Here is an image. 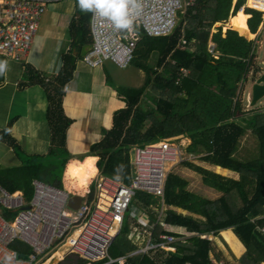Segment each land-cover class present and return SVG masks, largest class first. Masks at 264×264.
Instances as JSON below:
<instances>
[{
  "label": "trees",
  "instance_id": "obj_1",
  "mask_svg": "<svg viewBox=\"0 0 264 264\" xmlns=\"http://www.w3.org/2000/svg\"><path fill=\"white\" fill-rule=\"evenodd\" d=\"M245 4L246 7L241 8ZM77 10L80 17L71 23L73 46L63 54L64 65L59 74L47 77L28 64L20 82L21 88L40 84L47 92L51 128L48 153L28 154L23 150L10 133L16 117L0 129V140L13 148L22 160V164L15 167L1 169L0 165V184L10 192L23 191L28 200L33 195L34 179L64 187L67 166L76 159L67 146V132L73 120L64 112L63 96L76 69L77 57L73 50L78 51L92 42L89 28L92 13H83L78 7ZM241 10L248 33L241 34L238 26L228 28L225 33L223 25L215 27L217 23L227 22L231 15L237 16ZM263 15L264 5L254 0H194L179 12L172 33L149 36L140 30L141 38L132 63L148 71L149 76L139 88L115 87L126 99V106L114 112L113 126L91 144L80 159L96 158V173L92 178L100 171L104 176L130 183L132 146L185 136L191 139L188 153L209 165L236 172L239 177L224 176L193 161H184L183 165L218 195L207 196L204 191L191 190L188 179L171 172L165 185L164 219L166 224L176 226H187V220L197 221L199 226L188 231L199 235H193L186 243L177 242L174 252L151 251L129 256L124 263L116 264H213L212 241L201 235H218L222 230L236 254H242L244 244L246 251L239 258L241 264H260L264 259V232L261 230L264 227V107L245 112L240 97L249 73L260 70L255 41L250 39L256 37L264 22ZM210 43L215 45L213 51L209 50ZM10 59L13 58L0 54V60L8 62ZM4 79L5 74L0 76V85ZM151 85H154L151 96H157L153 103L144 98ZM247 135L255 139L251 148L242 145ZM88 186L90 199L93 181ZM160 206V197L141 190L132 203V207L148 210L154 223ZM179 208L187 213L178 211ZM129 214L109 249L112 257L127 256L138 247L129 238ZM5 216L10 218L12 214ZM164 227L155 226L156 238L159 234L172 233L177 237L182 234ZM229 228L242 243L233 232L225 230ZM14 246L22 256L29 253V248L21 242ZM73 256L67 261L85 264L84 259Z\"/></svg>",
  "mask_w": 264,
  "mask_h": 264
},
{
  "label": "built area",
  "instance_id": "obj_2",
  "mask_svg": "<svg viewBox=\"0 0 264 264\" xmlns=\"http://www.w3.org/2000/svg\"><path fill=\"white\" fill-rule=\"evenodd\" d=\"M58 0H0V54L21 60L29 53L43 15L50 3ZM194 0H139L140 14L134 17L133 30L118 32L107 19L91 15V48L83 61L99 66L111 61L120 68L129 66L135 57L140 30L149 36L168 35L178 22V14ZM264 5V0H254ZM244 8V7H242ZM256 38V37H255ZM258 42L257 38L255 39ZM260 43V41H259ZM215 45L209 44L213 51ZM256 62L259 75L264 74V61ZM130 157L132 178L124 183L98 171L89 201L79 209L69 206L70 194L59 187L34 179L33 195L26 199L22 191L10 192L0 184V264H50L60 248L67 251L56 264H75L66 260L77 255L85 264L124 263L129 256L154 250L176 251L178 237L173 234L154 235L155 226L165 225V185L179 151L170 140L134 145ZM160 197V213L153 225L140 231L144 245L127 256L112 257L109 249L121 232L127 213L134 214L133 199L138 191ZM26 205L29 208H24ZM6 213L12 217L7 218ZM148 217V216H147ZM264 232V227L261 228ZM139 231V229H138ZM146 233V236L143 232ZM29 248L22 256L14 244ZM57 248L54 250L52 248ZM60 262V263H59ZM264 264V259L260 262Z\"/></svg>",
  "mask_w": 264,
  "mask_h": 264
},
{
  "label": "crops",
  "instance_id": "obj_3",
  "mask_svg": "<svg viewBox=\"0 0 264 264\" xmlns=\"http://www.w3.org/2000/svg\"><path fill=\"white\" fill-rule=\"evenodd\" d=\"M59 1L61 0L54 1L52 2L53 4L50 3L52 6H54L51 10H49L50 7L48 5L47 10L42 17L44 18V21L42 19L39 26V30H42L43 33L46 34V38L49 40L48 45L52 43L51 40L57 42L54 40V36H56V38H60L59 40L61 43L63 42V44H61V46L59 45L58 49L56 50L59 56L49 64H46V60H39L36 57L35 52L31 54L29 51L26 56L27 58L30 57L29 61H26L25 64L20 65L22 72H20L21 70L19 69V64H21L22 61L20 62L18 60L10 59L8 61V71L5 73V79L0 85V118L2 121L0 124V129H2V127L6 126L13 118L16 117V121L11 126L10 133L16 138L22 148H24L23 146L25 144L24 150L26 153L28 152V154L48 153L50 148L51 128L47 117L49 101L45 88L40 84L26 86L23 88L20 87V82H22V79L24 78L25 67L26 65L30 64L37 71L43 73L47 77L57 76L64 65L63 54L67 53L73 46L74 37L72 34L73 32L71 29V23L74 19H78L80 17L76 2L74 4L67 3L65 5L66 7L64 6V8H61L59 4L55 3ZM231 17L234 16L231 15L230 18ZM263 23L264 22L261 23L258 31L256 32V38L258 42H255V47H259L260 44L259 41H261V39H259V34L263 32ZM57 33L58 35H55ZM240 33L242 34L243 32L240 30ZM245 33H248V29ZM84 46L78 49V51L76 48L73 50V54L77 57L76 69L74 71L73 78L65 86L63 96L64 112L73 120V123L70 125L67 132V146L71 153L76 152V149L79 147L78 144L80 143H83V145H81V152L86 153V151L90 149L91 144L99 141L104 135V132L113 126L114 112L126 106V99L123 96H120L115 89V87L120 86H113L114 83L112 82V79L114 76L112 74L116 73V70L111 68L115 66L119 69H131L132 65H134L131 63L125 68H120L113 62L106 61L102 65L91 67L83 61V56L81 53ZM64 47H66L65 51L63 50ZM256 55H258V50L256 51ZM134 66L136 68L134 69L136 73L133 76V81H136L137 79L138 82L133 84V86L139 88L145 84L146 80L148 79L149 72L144 68L138 67L136 65ZM46 70L48 72H46ZM22 75L23 78L21 79ZM151 92L154 93L153 88L148 87L144 93V98H146L150 103H153L154 98L157 100V96H151ZM149 93L151 97H146V95ZM7 147L10 146L0 140V165H2V162L6 163L8 167L21 165V158L15 154L13 148ZM88 157L90 156H87L85 159ZM93 159V164H95L94 156ZM73 162L82 161L74 160ZM216 167L220 168V166ZM94 169L96 171L95 165ZM228 171L231 173V175L224 176L234 178L239 177L238 173L229 169ZM134 209H136L137 215L133 217V220L140 223L142 220L148 219L150 223L151 218L148 210L138 207H134ZM177 210L181 211L180 209ZM147 216H149V218ZM130 218L131 217H129V221L132 222ZM164 226V228H167V230L176 232L180 231L179 233H181V230H183L182 226L166 223ZM145 227L146 226L143 223L142 225L135 223L134 226H132L131 223L129 238L132 241H135V238H137L136 235L138 233V229L143 230ZM146 229H148V227H146ZM229 230H232V228H229ZM138 235L141 236V239L142 235L140 233ZM235 236L238 238L236 234ZM242 247V254H244L246 251L244 244H242Z\"/></svg>",
  "mask_w": 264,
  "mask_h": 264
},
{
  "label": "rangeland",
  "instance_id": "obj_4",
  "mask_svg": "<svg viewBox=\"0 0 264 264\" xmlns=\"http://www.w3.org/2000/svg\"><path fill=\"white\" fill-rule=\"evenodd\" d=\"M75 2H76V0H61V1L55 2V3L59 4V6L61 8L62 7L64 8V6L67 3H70V4L73 3L74 4ZM235 2H236V0H235ZM51 4H53V3H51ZM51 4H49V7H50L49 10H51L52 7H54ZM244 7H246V4H245ZM42 19L44 21V18H42ZM220 25H223V32L225 33L226 29L230 28V26H231L230 25V17H229L227 22L217 23L215 25V27H218ZM46 32H48V31H46ZM241 32H243V30H241ZM55 35H58V33L55 34ZM54 37H55L54 40L57 41L58 43L51 40L52 43L48 45L49 40H48V38H46V34L43 33L42 30H39L38 34L34 37L30 53L32 54L33 52H35L36 53V57L39 60H46V64L47 63L49 64L50 62H52L54 59H56L59 56V54H57L56 50L58 49L59 45L61 46V44H63V42L62 43L60 42V40H59L60 38H56V36H54ZM248 39H250V38H248ZM259 39H261V41H260L259 47H257V50H258V62H263L264 61V29H263V32L261 34H259ZM63 50L65 51L66 47H64ZM29 59H30V57L29 58H27V57L23 58L21 60L22 62L20 61L21 64H19V69H20V65L25 64L26 61H29ZM111 69H115L116 70V73L112 74L117 79L116 80L112 76L113 77L112 82L116 86H120V87L132 86V87H135V86H133V84L137 83L138 80L136 79V81H133V76L136 73V71L134 70V69H136L134 65H132L131 69L130 68L119 69V68H116L115 66H113V68H111ZM20 72H22V70ZM46 72H48V71L46 70ZM257 74L258 73L254 74L253 70L249 73L246 85L244 86L243 91H242V93L240 95V97L242 99V104H243L245 112H252V111L258 110V109L262 110L263 107H264V97H262L256 104L252 105V89H253V86L255 85V81L257 80V78H256ZM258 77H259V75H258ZM22 78H23V75H22L21 79ZM152 86L154 87V85H151L150 87H152ZM158 95H159V93H158ZM1 122L2 121H1V118H0V124H1ZM4 127H2V128H4ZM170 141H171V143L173 145H175V147H177V149L179 151V154L177 156V160L171 161L170 164H169V165H173L172 168H171L170 173L171 172H175V173H178L181 176L185 177L186 179H188L189 183H190L189 188L191 190L199 191V192L204 191L207 194V196L218 195L211 188H209L207 185L202 183L201 180L198 178V176H196L195 172L193 170H191L190 168L185 167L183 165V163H184V161H193L196 164H200V165H203V166L208 167L210 169H213L217 173H221L223 175H231V173L228 171V169L222 168V167L218 168L216 166L209 165V164H207V163H205L203 161H200V159H198L197 155L188 153L187 147L191 143V139L186 137V136L185 137H181V138H174V139H171ZM254 144H255V139L251 135L245 136L243 141H242L243 148H246V147L251 148ZM81 145H83V143L78 144V146H79L78 149H76V152L72 153L75 156L74 158H78V159H75V160H78V161H81L80 159H82L83 154H84V153L81 152V148H82ZM23 147L25 148V144H24ZM7 148H10V147H7ZM24 148H23V150H24ZM88 151L89 150H87L86 153ZM15 154L18 155L16 152H15ZM129 154H130V157L133 158L134 153H133L132 150L129 151ZM1 164H2L1 165V169L8 168V165L6 163L2 162ZM98 165H99V163H98ZM94 173H96V171ZM94 175L95 174H93L91 177H89L87 182L83 184V187L89 188L88 185L90 183H92V181H93V183L95 182L96 178H94V179L92 178V177H94ZM71 185H75L76 187H81L82 186V185H79L77 179L71 178V175H70V172H69V165H68L67 166V177H66V180H65L64 187H65L66 190H71ZM133 209H134V207H133ZM181 211L183 213H187L186 210H181ZM133 212L135 213V215L134 214L130 215V217H131L130 220L132 221L131 222L132 226H134L135 223H137L139 225H142V223H143L147 227L148 223H149L148 219L147 220H142L143 222L141 221L140 223L136 222L135 220H133V217L137 215L136 209H134ZM194 216L196 218L200 217L198 215H194ZM148 218H149V216H148ZM150 223H151L150 225H153V222L150 221ZM198 226H199V223L197 221L187 220V226H182V228H183V230H181L182 234L178 237L177 241L178 242L182 241L183 243L184 242L186 243V242H189L188 239L190 237H192L193 235H199V234H197L195 232H189L188 231V228H191V227L196 228ZM227 230H229V229H227ZM140 231L141 230L138 231V233L136 235L137 238H135V241L137 243L134 241L136 244H138L137 248L143 246L144 242H145V239H146V238H143V236L140 239L141 236L138 235L140 233ZM229 231L232 232V230H229ZM178 232H180V231H178ZM223 232H224L223 230L220 231V233L218 235H213L212 233L211 234H207V235H201L202 237H207L208 239H210L212 241V251L210 253V257H211L212 263L213 264H241L240 261H239V258L243 254L242 255L241 254L238 255V254H236L233 251V249L230 247V245L228 244L227 240L223 236ZM143 234L146 236L145 232H143ZM52 249L57 250L56 247L52 248ZM59 251H61L64 254L65 251H67V249L65 247H62V248L59 249ZM154 251L156 252L158 250H154ZM70 257H72V255H68L66 257V260L68 258H70ZM73 257H76V255L73 256ZM58 261H59L58 259H55L53 262L51 261L50 264H56Z\"/></svg>",
  "mask_w": 264,
  "mask_h": 264
},
{
  "label": "clouds",
  "instance_id": "obj_5",
  "mask_svg": "<svg viewBox=\"0 0 264 264\" xmlns=\"http://www.w3.org/2000/svg\"><path fill=\"white\" fill-rule=\"evenodd\" d=\"M76 5L81 12H91L94 19H107L118 32L132 31L134 27V17L140 14L139 0H76ZM255 39L256 38H253L251 40L256 42ZM255 48L257 51V47ZM7 71V60H0V76L4 75ZM258 75L259 72L256 77L257 79L261 76L259 75L258 77Z\"/></svg>",
  "mask_w": 264,
  "mask_h": 264
},
{
  "label": "bare ground",
  "instance_id": "obj_6",
  "mask_svg": "<svg viewBox=\"0 0 264 264\" xmlns=\"http://www.w3.org/2000/svg\"><path fill=\"white\" fill-rule=\"evenodd\" d=\"M245 15L241 10L237 16L231 17L230 22L232 26L240 27V30H243V33L246 32L247 27L244 23ZM93 156L88 157L87 159L83 160L82 162H71L69 163V172L71 178L77 179L79 185L81 187H76L75 185H71V190H66L71 197L75 195H80L84 198V201H89V194L90 189L83 187V184L87 182L89 177L94 174V164H93ZM63 253L61 251H57L54 254L55 259H59L62 257Z\"/></svg>",
  "mask_w": 264,
  "mask_h": 264
},
{
  "label": "water",
  "instance_id": "obj_7",
  "mask_svg": "<svg viewBox=\"0 0 264 264\" xmlns=\"http://www.w3.org/2000/svg\"><path fill=\"white\" fill-rule=\"evenodd\" d=\"M91 44H87L83 47L81 55L90 50ZM262 97H264V74L261 75L256 81L252 89V105L256 104ZM84 201V198L80 195H75L69 199V206L73 209H79ZM24 208H29L26 205ZM54 261V260H53Z\"/></svg>",
  "mask_w": 264,
  "mask_h": 264
}]
</instances>
